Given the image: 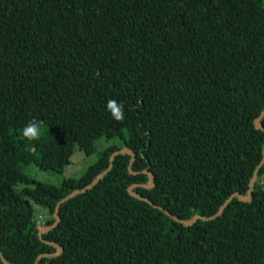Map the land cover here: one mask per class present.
Segmentation results:
<instances>
[{
  "label": "trees",
  "instance_id": "trees-1",
  "mask_svg": "<svg viewBox=\"0 0 264 264\" xmlns=\"http://www.w3.org/2000/svg\"><path fill=\"white\" fill-rule=\"evenodd\" d=\"M263 111V0H0V264H264Z\"/></svg>",
  "mask_w": 264,
  "mask_h": 264
},
{
  "label": "rangeland",
  "instance_id": "rangeland-1",
  "mask_svg": "<svg viewBox=\"0 0 264 264\" xmlns=\"http://www.w3.org/2000/svg\"><path fill=\"white\" fill-rule=\"evenodd\" d=\"M264 2V0H263ZM96 150L91 155H86L82 150H79L76 146L74 147L73 154L70 158V163L66 165L62 172H55L49 169H40L39 161L36 159L27 168L28 175L40 182H48L54 185H60L63 179L69 177H79L84 170L99 157L102 150L105 148L115 145L124 149L123 141L118 138L105 139L99 138L96 142ZM261 182L264 189V175L261 176ZM23 184H18V188H21ZM35 219L40 230L45 229V222L49 218L50 214L47 209L35 205Z\"/></svg>",
  "mask_w": 264,
  "mask_h": 264
},
{
  "label": "clouds",
  "instance_id": "clouds-1",
  "mask_svg": "<svg viewBox=\"0 0 264 264\" xmlns=\"http://www.w3.org/2000/svg\"><path fill=\"white\" fill-rule=\"evenodd\" d=\"M106 108L116 121L119 122L125 119L122 103H118L114 99H109L107 101ZM42 126V121L31 119L25 124V126L21 130V135L29 141L37 140L40 137Z\"/></svg>",
  "mask_w": 264,
  "mask_h": 264
},
{
  "label": "water",
  "instance_id": "water-1",
  "mask_svg": "<svg viewBox=\"0 0 264 264\" xmlns=\"http://www.w3.org/2000/svg\"><path fill=\"white\" fill-rule=\"evenodd\" d=\"M263 114H264V111L260 114V116H262ZM260 116L257 117V118L255 119L254 124H255V127H256V128H260V129H262V128H264V127H263L262 124L260 123V120H259V119H260ZM125 151L129 152V153L132 155V159L134 158V152H133L132 150H130V149H122V150H120V151H115V152L112 154V156L110 157V163H109L108 168H110V167L112 166L111 162H112L114 156H115L118 152H125ZM129 171H130V173H134V172L132 171V169H129ZM102 175H103V173L99 174V175L97 176V178L93 181V183H95L97 179L101 178ZM128 191H129L130 193H133V192H132V186H130V187L128 188ZM235 195H236L237 197H240L242 200H247V199L249 198V196H250L249 193L246 194V195H242L241 193H238V192H236ZM231 197H232V196H230L229 199H230ZM221 209H222V208H221ZM221 209L219 210V212L221 211ZM219 212H218V213H219ZM40 231H42V230H39V232H40ZM56 247H57V249H56L55 254L58 255V254L61 253V247L58 246V245H57ZM43 255H51V253H45V254H43Z\"/></svg>",
  "mask_w": 264,
  "mask_h": 264
}]
</instances>
